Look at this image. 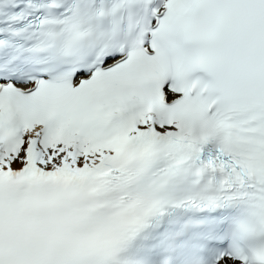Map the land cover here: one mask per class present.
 I'll use <instances>...</instances> for the list:
<instances>
[{
	"label": "snow or ice",
	"instance_id": "obj_1",
	"mask_svg": "<svg viewBox=\"0 0 264 264\" xmlns=\"http://www.w3.org/2000/svg\"><path fill=\"white\" fill-rule=\"evenodd\" d=\"M0 264H264V0H0Z\"/></svg>",
	"mask_w": 264,
	"mask_h": 264
}]
</instances>
